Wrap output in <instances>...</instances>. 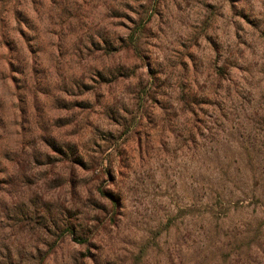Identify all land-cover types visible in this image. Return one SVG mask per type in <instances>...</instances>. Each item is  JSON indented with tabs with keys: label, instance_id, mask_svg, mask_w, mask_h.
Masks as SVG:
<instances>
[{
	"label": "rangeland",
	"instance_id": "obj_1",
	"mask_svg": "<svg viewBox=\"0 0 264 264\" xmlns=\"http://www.w3.org/2000/svg\"><path fill=\"white\" fill-rule=\"evenodd\" d=\"M262 223L264 0H0V264H264Z\"/></svg>",
	"mask_w": 264,
	"mask_h": 264
},
{
	"label": "trees",
	"instance_id": "obj_2",
	"mask_svg": "<svg viewBox=\"0 0 264 264\" xmlns=\"http://www.w3.org/2000/svg\"><path fill=\"white\" fill-rule=\"evenodd\" d=\"M128 44L131 45V46L133 45L134 48L136 47L134 40H132V42H128ZM261 226H264V223H262Z\"/></svg>",
	"mask_w": 264,
	"mask_h": 264
}]
</instances>
